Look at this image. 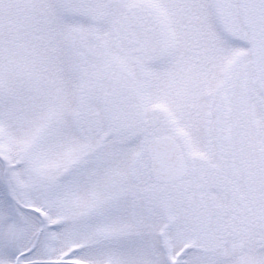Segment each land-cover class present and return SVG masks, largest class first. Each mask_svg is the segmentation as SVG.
<instances>
[{"label":"snow or ice","instance_id":"obj_1","mask_svg":"<svg viewBox=\"0 0 264 264\" xmlns=\"http://www.w3.org/2000/svg\"><path fill=\"white\" fill-rule=\"evenodd\" d=\"M0 264H264V0H0Z\"/></svg>","mask_w":264,"mask_h":264}]
</instances>
